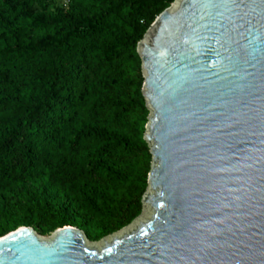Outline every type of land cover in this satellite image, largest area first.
Segmentation results:
<instances>
[{"label":"water","instance_id":"obj_1","mask_svg":"<svg viewBox=\"0 0 264 264\" xmlns=\"http://www.w3.org/2000/svg\"><path fill=\"white\" fill-rule=\"evenodd\" d=\"M136 49L141 214L100 245L76 226H20L0 264H264V0H174Z\"/></svg>","mask_w":264,"mask_h":264},{"label":"trees","instance_id":"obj_2","mask_svg":"<svg viewBox=\"0 0 264 264\" xmlns=\"http://www.w3.org/2000/svg\"><path fill=\"white\" fill-rule=\"evenodd\" d=\"M174 0H0V237L142 210L151 155L137 43Z\"/></svg>","mask_w":264,"mask_h":264},{"label":"rangeland","instance_id":"obj_3","mask_svg":"<svg viewBox=\"0 0 264 264\" xmlns=\"http://www.w3.org/2000/svg\"><path fill=\"white\" fill-rule=\"evenodd\" d=\"M141 212H142V210H141ZM141 214V213H140ZM139 214V215H140ZM144 216H147V213L144 215ZM138 217V216H137ZM37 231V233L41 236V237H43V238H47V237H49L50 235H51V233H49V234H41L40 232H39V230H36ZM84 232V231H83ZM84 234H85V236H86V238H87V240L90 242V243H92V244H94V245H100L101 243H102V239H100V240H93V239H91L90 237H88L87 236V234L84 232ZM111 235V234H110ZM110 235H108V236H106V237H109Z\"/></svg>","mask_w":264,"mask_h":264},{"label":"bare ground","instance_id":"obj_4","mask_svg":"<svg viewBox=\"0 0 264 264\" xmlns=\"http://www.w3.org/2000/svg\"><path fill=\"white\" fill-rule=\"evenodd\" d=\"M148 204H146L145 203V210H144V214H146L147 213V208H148V206H147ZM121 234V232L118 234V235H120Z\"/></svg>","mask_w":264,"mask_h":264}]
</instances>
